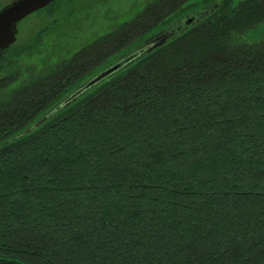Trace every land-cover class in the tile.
<instances>
[{
	"label": "trees",
	"instance_id": "trees-1",
	"mask_svg": "<svg viewBox=\"0 0 264 264\" xmlns=\"http://www.w3.org/2000/svg\"><path fill=\"white\" fill-rule=\"evenodd\" d=\"M189 1L149 0L10 90L48 30L0 52V264H264V0L160 30L50 111Z\"/></svg>",
	"mask_w": 264,
	"mask_h": 264
},
{
	"label": "rangeland",
	"instance_id": "rangeland-1",
	"mask_svg": "<svg viewBox=\"0 0 264 264\" xmlns=\"http://www.w3.org/2000/svg\"><path fill=\"white\" fill-rule=\"evenodd\" d=\"M11 1L13 0H0V8ZM239 1L240 0H191L182 6L179 10L180 12L168 18L165 24L151 30L146 36L140 38L130 46L127 51L121 54H128V51L133 50L134 46L145 42L147 43L143 51L147 52L153 48L154 45L157 46V44H160L172 35L171 32H167L160 36H155L154 34L160 33V30L176 22L191 24L193 23L191 22L193 19V21H195L196 18H201L205 8L211 9L216 3H222L220 5L230 3V6L233 7V5H236ZM148 2L149 0H62L61 2L59 1L57 5L51 6L41 14H31L19 25L18 37L15 42L17 45L16 51H18L20 47L30 44L33 41L32 37L38 33L39 28L47 29L48 35L39 43V46L34 50V54L25 55L23 60L20 61L21 68L24 72L19 83H14L9 90L22 83L21 81L28 76L29 73L27 69L31 65V67H36L37 70H41L43 67L59 59L72 55L86 44L92 43L98 37L115 30L120 24L135 18L137 14L145 8ZM251 37L264 39V24H261L256 31L252 32ZM33 43L35 42H32V44ZM120 55L113 58L114 62ZM14 69H16V66L13 65V67H10V70ZM37 70L34 69L33 72H37ZM1 74L0 72V76ZM84 80L85 79H82L78 84L83 83ZM77 96L78 94L75 97ZM80 97L76 98L75 101ZM49 113L50 111L45 114H40L34 121V126L28 129H30V131L34 129L35 125L37 126V124ZM28 129L25 130V133L29 132H26Z\"/></svg>",
	"mask_w": 264,
	"mask_h": 264
},
{
	"label": "water",
	"instance_id": "water-1",
	"mask_svg": "<svg viewBox=\"0 0 264 264\" xmlns=\"http://www.w3.org/2000/svg\"><path fill=\"white\" fill-rule=\"evenodd\" d=\"M54 1L55 0H13L2 6L0 8V52L8 49L17 41L18 25L23 19H25L32 13L45 8ZM161 43L158 45H161ZM129 59L130 58L123 62L117 63L114 67H111L107 71L102 72L92 82H89L86 88L99 82L107 75L111 74L113 71H116L117 68L127 62ZM61 108L62 106L60 105L56 107V109L52 112H57ZM32 127H30V129ZM30 129H28L26 132L30 131Z\"/></svg>",
	"mask_w": 264,
	"mask_h": 264
},
{
	"label": "flooded vegetation",
	"instance_id": "flooded-vegetation-1",
	"mask_svg": "<svg viewBox=\"0 0 264 264\" xmlns=\"http://www.w3.org/2000/svg\"><path fill=\"white\" fill-rule=\"evenodd\" d=\"M146 43L147 42L142 43V44H138L137 46H134L135 48L133 50L128 51V54H121L115 62L113 59H111L110 61L108 60V62L103 67L97 68L95 71H93V73H91L89 76H87L83 83L75 85L74 88H72V91L68 92L66 94L65 98H63V100L65 102L66 101L68 102L71 95L78 90H84V94H86V93H90L93 90L97 89V87L100 86L104 80H107V78L113 74H110L109 76H107L103 80L99 81L97 84H93L88 88H86V87H87L89 82H92L93 79L97 78L102 72L107 71L110 67H113L118 62L120 63V62H123V61L127 60L128 58H130L127 62L124 63V65H126L129 62L134 61L138 56L140 57L142 55V53L144 52L143 50L146 47L145 46ZM109 78H111V77H109Z\"/></svg>",
	"mask_w": 264,
	"mask_h": 264
},
{
	"label": "bare ground",
	"instance_id": "bare-ground-1",
	"mask_svg": "<svg viewBox=\"0 0 264 264\" xmlns=\"http://www.w3.org/2000/svg\"><path fill=\"white\" fill-rule=\"evenodd\" d=\"M47 7V6H46ZM94 80V79H93ZM82 90L78 91L77 93H75L73 96L75 97L77 94L81 93Z\"/></svg>",
	"mask_w": 264,
	"mask_h": 264
}]
</instances>
